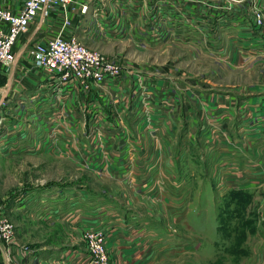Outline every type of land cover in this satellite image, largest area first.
I'll use <instances>...</instances> for the list:
<instances>
[{"label": "crops", "instance_id": "0c3cea01", "mask_svg": "<svg viewBox=\"0 0 264 264\" xmlns=\"http://www.w3.org/2000/svg\"><path fill=\"white\" fill-rule=\"evenodd\" d=\"M24 1L0 0V4L17 11L22 8ZM173 1L104 0L100 16L106 19V29L112 26L109 31L97 27L98 16L90 9L86 15L79 16L81 20L88 16L86 23L80 24V32L79 27L71 26L62 33L70 35L73 32L76 38L80 36L91 40L113 37L116 33H122L124 37V23L133 20L135 29H141L138 32L133 30L134 38L137 37L135 33H138L150 41L148 44L140 43L142 47L148 46L151 49L164 42L165 50L179 47L214 49L213 63L224 71H234L240 67L249 72L256 65H264L263 34L252 23L253 11L264 8V0H181L177 5ZM147 2L150 7H147ZM115 9H120V14H114ZM157 18L162 19L163 28L158 24L160 20ZM35 21L31 22L29 31L20 36L14 47V58L6 73L7 81L4 85L5 94L9 97L17 93L30 100L36 95L37 76L30 59L21 55L27 54V48L33 42L45 41L61 30L40 35L45 22L39 21L36 24ZM18 43L19 51L15 52ZM133 71L144 75L152 85L166 89L167 95L173 98L159 99L161 102L165 101L162 110L159 109V114H156L158 129L155 131L138 125L134 117L123 119L127 127L138 130L135 131L138 136L130 138L131 141L127 144L129 146L122 149V160L116 153L118 161L115 168L108 165L109 170L111 168L116 176L123 178L120 188L132 193L135 205H138L140 198L147 193L150 194V199L154 195L162 197L157 177H163L162 184L170 189V180L175 176L180 193L178 206L181 210H186V217L176 219L182 230L174 235L180 241L176 244L180 246L176 250L181 257H186L190 252L210 257L215 255L216 248L204 245L202 238H207L213 246L217 240L209 239L194 227L200 225L199 216L192 220L187 217L190 206L200 203L202 190L208 186L215 209L224 201L232 208V215L227 222L229 226H233L229 237H234L239 242V249L245 247L242 246L243 242H249L252 238L256 241L257 252L264 255V78L261 79L260 88L251 84L249 89L244 90L229 88L210 94L193 92L196 97L204 96L208 101L213 99L210 119L206 120L199 109L196 117L190 116L193 115V110L189 113L193 107L188 104L189 101L192 102L191 94L184 91L185 88L175 85L180 80L173 83L169 75L157 76L151 72L142 74L139 69ZM130 81L131 76L125 79L127 88ZM197 102L200 101L195 100V107ZM193 119L197 121L196 124L187 125ZM188 127L195 129V137L189 136ZM174 128L180 129L181 133L174 136ZM195 142L198 157L195 184L198 186L196 198L191 199L194 191H187L183 180L186 172L183 169L187 164L185 152L180 151V156L176 155L173 145ZM13 144L17 147L16 151L28 150L25 149L26 142L23 140L15 139ZM41 154L45 155L44 152ZM58 187L43 191L32 187L31 190L19 191L18 195L9 196L4 213L14 225L15 241L10 245L8 257L0 250V264H83L91 256L84 241V231L93 228L105 230L111 264H146L144 260L151 256L156 247V230L149 224L144 225L145 222L132 220L133 216L129 219L122 214V202L105 200L102 197L104 195L109 199H117V196H112V187L105 183L100 189L101 196L97 199H92V190L87 195L86 186L79 190L70 185ZM50 190L52 194H49ZM82 193H86V196L80 195ZM166 194L172 200L170 194ZM156 200L158 199L148 202L150 208L157 207ZM169 208L172 209L171 204ZM172 212L173 210L170 211ZM172 220L174 221L173 216L165 218L164 224H172ZM218 225L216 220L215 230L219 239ZM174 236H166L169 241L166 248L170 246ZM193 240H197L194 247ZM23 245L27 247L24 248Z\"/></svg>", "mask_w": 264, "mask_h": 264}, {"label": "rangeland", "instance_id": "374dc122", "mask_svg": "<svg viewBox=\"0 0 264 264\" xmlns=\"http://www.w3.org/2000/svg\"><path fill=\"white\" fill-rule=\"evenodd\" d=\"M173 3L174 5L180 4L181 0H174ZM146 4L148 7V2ZM90 9L91 8L89 7L88 10ZM120 12V9H115L114 14H120ZM87 17L88 16H86V19L81 20L80 17L78 18V14L73 16V13H70L68 19L70 20V25L65 26L62 32L71 26H74V28L79 27L78 32H80V24H85ZM160 21L162 22V19ZM160 21H158V24L163 28V22L160 24ZM44 22V29L40 35L50 33L53 30H60L62 28L61 13L56 9L50 10V13L45 18ZM120 25H122V21H120ZM124 27H126L124 37L122 36V33H116L113 37H97L92 39L97 41V43H95V41L93 42L90 38L83 39L80 38V36H78L76 39L83 43L87 48L105 55L107 58L116 61L118 64H121L130 70L139 69L142 74L145 72H151L157 76L169 75L172 77L171 80L173 83H176L177 80H180V83H176L175 85L179 86L180 88L182 87L183 89L185 88L184 91H188L189 94H191L190 98L192 102L189 101L188 104L193 107V109L191 108L189 112L191 113L193 110V115L190 114L192 117L197 116L198 113H196V111L199 109L202 111L204 118L208 120L210 119L209 113L214 106L213 99H209L208 101L207 97H196V92L210 94L229 88L234 90L249 89L251 84H253V87L256 88H260L261 86V79L264 78V65H256L254 66V69L250 70L249 72L246 71V69H241L240 67L234 71H224L218 65L213 63L215 55L214 49L179 47L173 48L172 50H165L164 42L161 43L162 45L158 44L155 48L150 49L148 46L147 48L140 46V43L143 42L145 44L150 43V41L144 39L142 35L135 33L137 34V37L134 38L135 35L132 34L133 30L138 32L141 29H135L133 20H130L129 22L126 21L124 23ZM159 32L161 36V30ZM56 34L54 33V35ZM62 35L64 37L74 36L73 32H71L70 35H66L64 33H62ZM160 36L158 38H160ZM146 37L148 38V36ZM19 43L16 46L15 52L19 51ZM30 48L31 46H29L27 49ZM20 52L23 53V50ZM21 56L23 58L30 59V54L28 52L27 54ZM166 58H168L167 61ZM143 63L145 65H143ZM168 63H170V65H166ZM6 81L7 76L5 74H0L2 93L4 92L3 86L5 85ZM13 96H5V98H3V101L6 103L0 109V140L4 138L7 139L11 135L17 136V132L20 131L19 128L30 123V120H27L28 118H24V116L22 117V115L18 114V112H15V101L19 96ZM196 99L197 101H200L197 102L198 107H195ZM77 112H80V109L77 110ZM127 117H129V115L125 114L123 119L125 118L126 120ZM115 119L116 118L113 116L109 117V120L111 121ZM196 122L197 121L193 119V122L188 121L187 125L194 126ZM178 128L173 129L174 136H177L181 133V130ZM188 128L190 133L189 136L195 137V129H192L191 127ZM106 130L107 131H105V133L103 130H100V132L103 133V135H106L107 133L108 137L110 138L117 137L121 132V129L118 128ZM122 130L130 138H135L138 136L136 134L138 130L133 129L130 126L127 127V123H125V129ZM26 131H28V129L25 130V132ZM84 131L85 130L81 129L77 130L76 132V135L82 140L81 142H84ZM25 132L24 134L26 136V141L29 143L32 139L31 135L33 134L30 132L27 134ZM130 141L131 139H129V142ZM32 143L29 146V150L26 149V152L19 150L16 151L17 147H14L15 145L13 142H9L4 146H9V149L15 148L14 152H17L16 154L7 153L6 150L0 151V199L3 202H7L9 196L12 194H17L19 191L29 190L32 187L43 191L44 189L59 188L58 185L75 186V188L78 190L83 189V186H86L88 190L87 195H90L89 192L92 190V199H97L99 195L101 196L100 189H102L103 185L107 183V185L112 187L114 190L112 196H117V199H109V197L104 195L102 197H104L105 200H117L122 202L120 204V211L122 214H125L129 219H131L133 216L132 220H137L141 223L145 222L144 225L149 224L153 230H156L158 238L156 241V247L151 256L144 260L146 261V264H264V255L257 252L258 249H256V241L252 240L251 238L249 242L242 243V246L245 245V247L243 246V249H239V242H236L234 237H229V232L233 226H231V224L229 226L227 222L229 221V217L232 215V208L227 204L226 201H224L221 203L219 208L215 209V204L211 198L212 193L210 192L211 190L208 186H205L202 190L200 203L190 206L187 217L190 220L196 219L198 216L201 218L200 225H196L194 227L198 228L199 231L209 239L214 241L217 240V242H214L213 246L210 244L207 238H202V243H204V245L211 246L210 248L215 247L217 250L215 249V255L210 257H203V255H199L196 252H190L186 257H181L180 252L176 250L177 247H180L176 246V244H179L180 241H178V237L176 238L174 235L182 231L180 222H177L176 219L180 216L186 217V210H181L178 206L180 193L177 188L175 176L173 177V180H170L172 184V187H169L170 189H167V186L162 184V179H164L163 177H157V180L161 185L159 186L160 192H162V197L158 198L157 195H154V197L152 196L150 199V194L147 193L145 196H142L143 198H140L141 202H139L138 205H135L136 203L132 198V193L129 191L126 192L124 189L120 188L123 183V178L116 176L113 171H111V168L110 170L108 169V165H111L112 168L116 167L118 161L116 153H118V150L120 149H118L117 144L115 146V144H110L109 142L106 143L104 147H106L108 151L107 154L104 153L102 155L101 153L97 158L88 160V158L85 157L89 153V148L95 149L97 146L77 144L75 146L76 151L74 152L73 150H69L71 146H68V144H60L59 149L55 148V150H44V146L40 144L34 145ZM173 149L174 151H177L176 155L178 156H180L182 152H185L184 157L185 160H187V164L184 165L185 169H183V171H186L183 179L185 180L184 186L187 191H194L193 197H190L191 199H194L196 198L195 193L198 186L195 184L197 180V144L195 142L189 145H186V143L173 145ZM42 152H44L45 155H42ZM45 156L47 157L45 158ZM119 158L121 159V157ZM69 180H71V182H69ZM212 182H214V179H212ZM199 190H201L200 186ZM52 193L53 192L51 191L49 194ZM166 193L170 194L172 200H169ZM80 195L85 197L86 193H82ZM133 195L135 196V194ZM155 199H158L156 200L157 207L155 208L153 204L154 208H150L148 202H155ZM170 204L172 209L169 208ZM172 210L173 212L170 213ZM172 216L174 218V221L172 220L173 223L164 224L165 218ZM8 219L10 220V217ZM216 220L219 224V239L217 231L215 230ZM92 230L105 231L102 228L86 229L84 231V241L88 246L87 248L90 251L91 256L83 264H87L89 261H94L93 264H102V261L98 259V255H95L92 252L90 240L86 236V232ZM143 230L144 229H142V232ZM166 233L174 236L171 238L170 246H167V248L165 245L169 241L168 237H166L168 234L166 235ZM165 238H167V241ZM192 243V247H194L197 243V240H193ZM23 247L26 248L27 246L23 245ZM103 248V255L106 259V264H111V256L106 247V239L103 243Z\"/></svg>", "mask_w": 264, "mask_h": 264}, {"label": "built area", "instance_id": "2783aa9c", "mask_svg": "<svg viewBox=\"0 0 264 264\" xmlns=\"http://www.w3.org/2000/svg\"><path fill=\"white\" fill-rule=\"evenodd\" d=\"M103 2L104 0H25L22 8L17 11L0 4V74L8 73L14 58V47L20 36L29 31L31 22L36 20V24H39V21H44L52 9L58 10L62 17V28L56 35L45 41L33 42L28 49L31 67L37 76L36 95L29 100L16 93L15 96L19 97L14 109L22 117L28 118L30 123L21 126L17 136L11 135L0 140V151L6 150L12 154L15 148L9 149V146L4 145L15 139L26 142L25 149L28 150L32 142L34 145L44 146V150H55L59 149L60 144H68L71 146L69 150L74 152L77 144L95 145L97 147L89 148L85 157L90 160L101 153L107 154L104 146L109 142L118 145V155L122 158V149L130 139L122 130L125 129V114L134 117L138 125L146 129H158L156 114L164 107L165 101L161 102L159 99L171 98L166 89L152 85L144 75L87 48L76 37L62 35L63 28L70 25V13L75 16L78 14L79 18L92 5L94 14L98 16L97 27L109 31L112 26L106 29V19L100 16ZM252 23L263 34L264 44V8L253 11ZM129 76L131 81L127 88L125 79ZM1 88L2 85L0 109L6 103L3 101L6 94L5 91L2 93ZM79 109L80 112H77ZM110 116L116 119L111 121ZM112 128L121 129L115 138L100 132L103 130L105 133L106 129ZM81 129L85 130L84 142L76 135L77 130ZM24 132L33 134L31 142L26 141ZM5 207L6 202L0 199V250L8 257L10 245L15 241V233L14 225L4 213ZM86 236L90 240L92 252L98 255L102 264H106L103 255L105 231L92 230L86 232ZM9 261L11 262V258ZM93 262L89 261L87 264Z\"/></svg>", "mask_w": 264, "mask_h": 264}, {"label": "bare ground", "instance_id": "6f19581e", "mask_svg": "<svg viewBox=\"0 0 264 264\" xmlns=\"http://www.w3.org/2000/svg\"><path fill=\"white\" fill-rule=\"evenodd\" d=\"M90 8L92 9L93 8V5Z\"/></svg>", "mask_w": 264, "mask_h": 264}]
</instances>
